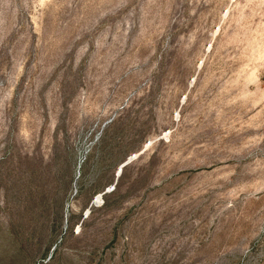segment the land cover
<instances>
[{
	"label": "rangeland",
	"instance_id": "1",
	"mask_svg": "<svg viewBox=\"0 0 264 264\" xmlns=\"http://www.w3.org/2000/svg\"><path fill=\"white\" fill-rule=\"evenodd\" d=\"M0 264H264V0H0Z\"/></svg>",
	"mask_w": 264,
	"mask_h": 264
}]
</instances>
